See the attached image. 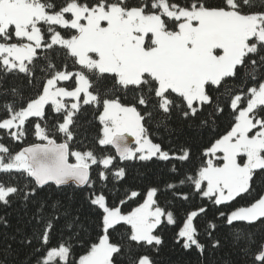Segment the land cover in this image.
<instances>
[{
    "label": "snow or ice",
    "instance_id": "6c2138e0",
    "mask_svg": "<svg viewBox=\"0 0 264 264\" xmlns=\"http://www.w3.org/2000/svg\"><path fill=\"white\" fill-rule=\"evenodd\" d=\"M166 247L264 264V0H0V264Z\"/></svg>",
    "mask_w": 264,
    "mask_h": 264
},
{
    "label": "trees",
    "instance_id": "16d2710c",
    "mask_svg": "<svg viewBox=\"0 0 264 264\" xmlns=\"http://www.w3.org/2000/svg\"><path fill=\"white\" fill-rule=\"evenodd\" d=\"M181 259L184 261V264H187L189 259L192 260V264H195V257H187V256L182 257L179 252H173L167 247L161 253L162 264H174V262ZM233 259H238V258L233 257Z\"/></svg>",
    "mask_w": 264,
    "mask_h": 264
}]
</instances>
